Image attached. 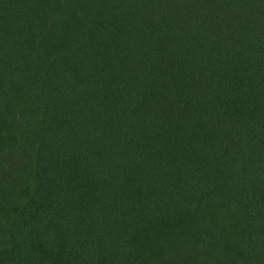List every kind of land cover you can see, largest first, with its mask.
<instances>
[{
  "label": "trees",
  "instance_id": "trees-1",
  "mask_svg": "<svg viewBox=\"0 0 264 264\" xmlns=\"http://www.w3.org/2000/svg\"><path fill=\"white\" fill-rule=\"evenodd\" d=\"M0 264H264V0H0Z\"/></svg>",
  "mask_w": 264,
  "mask_h": 264
}]
</instances>
